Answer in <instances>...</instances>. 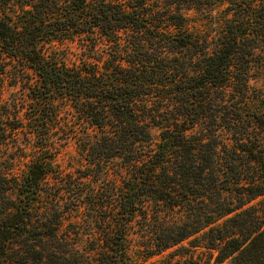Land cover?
<instances>
[{
  "label": "trees",
  "instance_id": "1",
  "mask_svg": "<svg viewBox=\"0 0 264 264\" xmlns=\"http://www.w3.org/2000/svg\"><path fill=\"white\" fill-rule=\"evenodd\" d=\"M246 2L0 0V92L8 78L25 85L43 145L23 178L0 177V264H85L61 231L83 206L94 207L101 264H133L131 224L153 205L190 213L164 226L150 256L195 237L190 247L214 260L151 264H264V92L251 84L264 71V0ZM64 41L94 52L105 42L108 59L70 66L44 50ZM64 107L83 127L80 156L98 171L120 159L121 184L64 182L52 142L70 137ZM10 116L0 99V145Z\"/></svg>",
  "mask_w": 264,
  "mask_h": 264
},
{
  "label": "rangeland",
  "instance_id": "2",
  "mask_svg": "<svg viewBox=\"0 0 264 264\" xmlns=\"http://www.w3.org/2000/svg\"><path fill=\"white\" fill-rule=\"evenodd\" d=\"M252 6L258 5L259 0H244ZM246 2V3H247ZM253 2V3H251ZM259 2V3H258ZM245 4V3H244ZM248 5L245 4V7ZM224 11V10H223ZM219 22L223 19V12L215 13ZM211 19H204L207 29L218 31V27L211 24ZM201 23V22H200ZM213 23V22H212ZM204 28V27H203ZM44 50L47 53H56L55 55L68 65H81L82 62L99 63L103 64V60L108 59V53L110 47L105 42L99 44V50L94 52L89 48L82 46L80 42H55L51 46L46 45ZM107 53V54H106ZM112 50L109 55L112 57ZM254 77L251 84L261 92H264V71H261L255 67L253 70ZM1 104L6 106L8 113L11 115L9 118L11 132L8 140L0 145V177L4 176L7 179H21L29 171L32 162L42 154L41 150L43 145L39 138L33 133V129L30 125V99L28 92L25 91V85L23 83L14 84L9 78L5 81V85L0 92ZM264 107H260L261 111ZM61 117L68 123L70 130V137H62L58 140V137L52 139L54 142L57 157L54 158L57 169L62 172L64 182L76 184L84 183V187H79L80 190H86L94 185V188L105 190L108 187V182L114 181L121 184L122 180L120 175L125 174V171L121 173V160L118 158H109L105 164L102 165L101 171H98L96 167H92L88 161L80 156L78 146L76 143V136L79 137L83 133L80 123H77V114L72 108H62ZM17 128V129H12ZM72 129V130H71ZM77 132V135L74 134ZM151 133L153 136V144H155L161 133V128L152 127ZM260 136H262V146L264 147V133L259 130ZM65 136V135H64ZM223 139L228 136L225 133H221ZM41 145H40V144ZM40 146V147H39ZM90 175V179H86V176ZM79 188H75L78 190ZM84 188V189H83ZM75 190V191H76ZM67 198V196H66ZM71 206L68 205V208ZM80 211V210H79ZM189 211L186 209L172 210L166 206L158 207L153 205L147 211V215L144 212H139L135 220L131 224L129 241V256L130 261L133 264H151L160 262L172 255L174 261L185 262L186 260L203 259L213 262L211 259V252L204 248H191L190 242L195 240V237L184 241L181 244L167 250L163 254H156L150 256L148 246H152L157 240V236L164 230L165 225H171L174 222L184 221ZM95 217L94 207L86 206L81 208L80 213L73 212L71 214L65 213V223L61 228L63 234H67L79 242L80 253L85 257L82 259L85 264H101V260L95 255L98 254L93 251V244L91 243L96 237L98 232H95L94 221ZM89 224V225H88ZM200 238V237H199ZM202 243V242H201ZM203 246V245H202ZM97 247V246H96ZM83 261V262H84ZM75 260L71 258L67 264H76ZM54 264V262L48 264ZM55 264H58L55 262Z\"/></svg>",
  "mask_w": 264,
  "mask_h": 264
}]
</instances>
